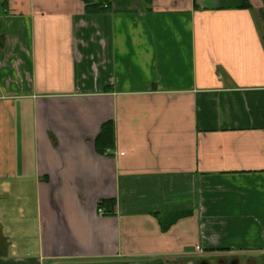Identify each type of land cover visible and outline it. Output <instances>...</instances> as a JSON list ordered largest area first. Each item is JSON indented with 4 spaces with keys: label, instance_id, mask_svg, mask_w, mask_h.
Here are the masks:
<instances>
[{
    "label": "crops",
    "instance_id": "0c3cea01",
    "mask_svg": "<svg viewBox=\"0 0 264 264\" xmlns=\"http://www.w3.org/2000/svg\"><path fill=\"white\" fill-rule=\"evenodd\" d=\"M123 1L0 0V264H264V0Z\"/></svg>",
    "mask_w": 264,
    "mask_h": 264
},
{
    "label": "trees",
    "instance_id": "16d2710c",
    "mask_svg": "<svg viewBox=\"0 0 264 264\" xmlns=\"http://www.w3.org/2000/svg\"><path fill=\"white\" fill-rule=\"evenodd\" d=\"M95 1V2H94ZM92 0L89 4L94 8H98L97 10H103V11H108V7L105 8V5L102 4V0ZM117 3L122 4L125 1L123 0H115ZM85 2H89V0H85ZM104 2V1H103ZM244 6L249 8L250 4L248 0H244ZM114 127L113 123H108L105 124L102 129L100 134L98 135L96 139V150L99 154L103 156H111L112 153L111 151L114 149ZM107 208V210L104 211V215H111L114 213V208H115V203L113 201H102L99 204V209Z\"/></svg>",
    "mask_w": 264,
    "mask_h": 264
},
{
    "label": "rangeland",
    "instance_id": "374dc122",
    "mask_svg": "<svg viewBox=\"0 0 264 264\" xmlns=\"http://www.w3.org/2000/svg\"><path fill=\"white\" fill-rule=\"evenodd\" d=\"M218 256L220 257V255H218ZM218 256L217 255H207V256L202 255V257H201V255H200L198 257L196 256V257L192 258L191 261L188 259H182L179 262L178 261H155L154 264H200L201 259L202 260L203 259H207V260L209 259L212 264H217L216 259L218 258ZM132 260H135V259H126V260H123V262L125 264H137L138 263V262L132 261ZM107 263L117 264L116 262H113V261H110ZM63 264H85V263L76 262V263H63ZM243 264H245V263H243Z\"/></svg>",
    "mask_w": 264,
    "mask_h": 264
},
{
    "label": "flooded vegetation",
    "instance_id": "af4514ba",
    "mask_svg": "<svg viewBox=\"0 0 264 264\" xmlns=\"http://www.w3.org/2000/svg\"><path fill=\"white\" fill-rule=\"evenodd\" d=\"M204 262H207L206 264H211L207 260H203L200 264H203ZM216 262H217V264H238V261L236 259L225 260V259H222V258H218L216 260Z\"/></svg>",
    "mask_w": 264,
    "mask_h": 264
},
{
    "label": "built area",
    "instance_id": "2783aa9c",
    "mask_svg": "<svg viewBox=\"0 0 264 264\" xmlns=\"http://www.w3.org/2000/svg\"><path fill=\"white\" fill-rule=\"evenodd\" d=\"M99 213H100L101 215H104V210H103V209H99Z\"/></svg>",
    "mask_w": 264,
    "mask_h": 264
},
{
    "label": "water",
    "instance_id": "95a60500",
    "mask_svg": "<svg viewBox=\"0 0 264 264\" xmlns=\"http://www.w3.org/2000/svg\"><path fill=\"white\" fill-rule=\"evenodd\" d=\"M207 262H204L203 264H206Z\"/></svg>",
    "mask_w": 264,
    "mask_h": 264
}]
</instances>
